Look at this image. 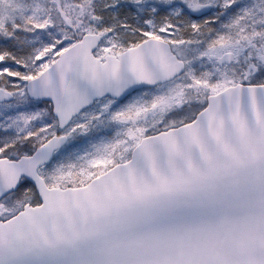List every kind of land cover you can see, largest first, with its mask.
Instances as JSON below:
<instances>
[{
	"label": "snow or ice",
	"instance_id": "snow-or-ice-1",
	"mask_svg": "<svg viewBox=\"0 0 264 264\" xmlns=\"http://www.w3.org/2000/svg\"><path fill=\"white\" fill-rule=\"evenodd\" d=\"M0 264H264V0H0Z\"/></svg>",
	"mask_w": 264,
	"mask_h": 264
}]
</instances>
